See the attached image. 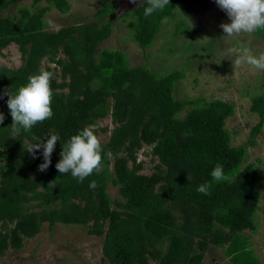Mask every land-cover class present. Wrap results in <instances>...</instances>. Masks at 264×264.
Wrapping results in <instances>:
<instances>
[{
	"label": "trees",
	"instance_id": "16d2710c",
	"mask_svg": "<svg viewBox=\"0 0 264 264\" xmlns=\"http://www.w3.org/2000/svg\"><path fill=\"white\" fill-rule=\"evenodd\" d=\"M18 1L0 0V57L14 44L22 61L14 69L0 65V112L5 117L0 123V257L9 248L20 250L44 224L49 229L61 224L85 225L89 235L102 238L103 260L109 264H203L209 246L223 249L231 264H261L244 232L256 230L263 176L259 166L242 167L253 140L231 145L225 123L234 104L177 100L174 92L183 71L157 78L144 66H131L121 51H99L110 37L109 24L48 32L45 15L52 9L67 14V0H31L32 9L20 7L16 16L4 17V10ZM200 2L170 0L145 17L146 1L131 11L133 40L140 50L149 49L163 24L176 19L178 5ZM102 5L96 12L100 20L116 7L114 0ZM251 34L264 44V29ZM45 59L54 66H42ZM41 69L54 72L53 116L30 131L14 132L5 93L16 95ZM261 79V92L251 98L250 110L259 116L251 137L264 124V70ZM108 116L113 128L101 144L100 170L83 182L70 172L61 175L56 164L62 146L86 126L97 135L98 121ZM100 131L107 133V128ZM51 133L60 139L51 164L39 171L43 149L34 150L35 156L28 149L46 142ZM143 145L157 160L151 175L140 174L136 153ZM217 164L223 165L226 179L213 180ZM92 181L95 188L89 187ZM205 183L210 184L207 195L197 191ZM108 184L122 201L110 200Z\"/></svg>",
	"mask_w": 264,
	"mask_h": 264
},
{
	"label": "rangeland",
	"instance_id": "374dc122",
	"mask_svg": "<svg viewBox=\"0 0 264 264\" xmlns=\"http://www.w3.org/2000/svg\"><path fill=\"white\" fill-rule=\"evenodd\" d=\"M67 1L70 5L67 14L52 9L45 15L44 24L48 32L78 24H109L110 37L99 45V51H121L131 66H144L157 78L173 71H183L184 78L177 83L174 92L177 100L218 99L234 104V114L225 123L231 135V145L238 147L253 140V146H246L242 167L247 164L259 166L263 176L261 199L255 215L256 230L244 233L249 238V248L254 256L264 264V124L259 133L250 136V131L259 122V116L251 112L250 106L251 98L261 92L262 70L246 62L236 63L245 52L259 57L264 52L263 41L251 33L225 35L220 25L231 22L227 13L215 0H201L197 6L178 5L175 8L176 19L163 24L149 49L140 50L133 40L128 22L133 20L132 9L147 0H136L135 3L131 0H114L115 12L108 13L101 20L96 12L104 8L102 4H111L112 0ZM45 5V2L40 4ZM20 7L32 9V1H18L4 10L3 16H16ZM2 52L1 66L14 69L22 64L16 45L11 44ZM47 65L54 66L47 59L42 61V66ZM188 108L187 105L181 115ZM97 126L101 144L107 143L113 128L111 118L108 116L98 121ZM101 128H107V133L100 131ZM136 154L137 161L142 163L140 174L151 175L157 160L151 155L150 148L143 145ZM107 194L111 201H122L117 188L111 184L107 186ZM102 241V238L89 235L85 225L57 224L49 229L44 224L37 235L23 241L20 250L7 249L0 257V264H109L103 260ZM149 264L157 263L151 261ZM203 264L231 263L223 249L209 246L204 253Z\"/></svg>",
	"mask_w": 264,
	"mask_h": 264
},
{
	"label": "clouds",
	"instance_id": "9594fccd",
	"mask_svg": "<svg viewBox=\"0 0 264 264\" xmlns=\"http://www.w3.org/2000/svg\"><path fill=\"white\" fill-rule=\"evenodd\" d=\"M131 2L135 3L136 0H131ZM215 2L227 13L231 21L220 25L225 35L232 36L242 32L251 33L257 29H264V0H215ZM169 3L170 0H147V4L150 6L145 8L144 16L148 17L157 10H163ZM233 51L237 50L233 49ZM242 62H246L256 69L264 70V53L257 57L245 52L242 59L236 61L237 64ZM53 78V71L41 69L38 74L29 77L28 83L20 87L16 95L5 93L9 97L7 106L11 113V125L14 132L19 133L21 129L25 132L30 131L37 123L53 116L51 108L53 97L51 81ZM4 118V114L0 112V123ZM48 137L46 142L41 140L28 149V152L33 156H35L34 150L43 149L44 162L39 165V171H46L51 164V155L60 139L58 133H51ZM102 152L103 148L99 137L91 126H86L71 136L70 140L62 146L61 158L56 164V168L61 175L70 172L74 178L83 182L94 171L100 170ZM211 176L215 181L226 179L223 165L217 164L212 170ZM187 179H189L188 176ZM96 186L95 181L89 185L91 188ZM209 187L210 184H201L197 187V191L207 195Z\"/></svg>",
	"mask_w": 264,
	"mask_h": 264
}]
</instances>
